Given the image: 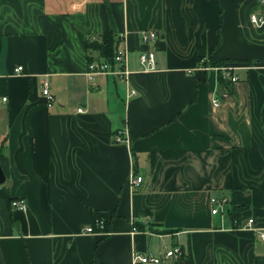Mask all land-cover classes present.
<instances>
[{
	"label": "crops",
	"instance_id": "0c3cea01",
	"mask_svg": "<svg viewBox=\"0 0 264 264\" xmlns=\"http://www.w3.org/2000/svg\"><path fill=\"white\" fill-rule=\"evenodd\" d=\"M252 13L259 0H0V264H132L168 240L184 259L162 264H264V239L243 227L252 218L264 234V25ZM110 29L127 82L87 75L85 41ZM198 57L237 68L230 91ZM215 196L243 206L237 227L210 214ZM93 214L108 235L83 232Z\"/></svg>",
	"mask_w": 264,
	"mask_h": 264
},
{
	"label": "built area",
	"instance_id": "2783aa9c",
	"mask_svg": "<svg viewBox=\"0 0 264 264\" xmlns=\"http://www.w3.org/2000/svg\"><path fill=\"white\" fill-rule=\"evenodd\" d=\"M260 6L264 10V0H259ZM250 23L252 25H255L257 27H261L264 25V13L261 15H256L252 13L250 16ZM158 38L157 33L155 31H144L141 34V41L144 43H152ZM139 65L141 68V71H152L155 68L156 65V59L154 57L153 51H146L141 52L139 55ZM114 63H104V62H98L95 61L94 63H89L87 66V75L89 79H93V77H96V75H113L119 79L120 82H127L128 81V75L129 72L126 68V62L127 57L125 52L117 51V53L114 55ZM203 60L201 61V63ZM204 69H211V68H205ZM216 70H220L221 76L224 80L229 79L232 84H235L237 82V77L233 74L234 71L237 70L235 66L228 65L225 67L215 68ZM22 70V67H17L14 71L15 73H20ZM42 94L47 98V100L51 101L52 96L50 94V91L47 87L46 83H43L42 85ZM136 95V91L134 89L129 90V94L127 98H130L131 96ZM3 101L5 98L2 99ZM214 107L220 106V101L217 99H213L212 101ZM77 112L81 113L82 109H78ZM116 142L121 143L125 142L126 140H123L122 138V132L119 131V133L116 136ZM129 183L131 185H138L142 183L143 176H138L131 174L128 178ZM210 203V214L213 216L218 215L219 217L223 218L224 215H229L228 213V199L225 197H210L209 198ZM11 208L17 209L20 211H26L27 205L25 203V200L22 198H15L10 202ZM233 226L236 223V221H231ZM237 226V225H236ZM244 228H248L254 233L257 234V236L261 239H264V234L261 230H258L256 227H254V220L252 218H249L244 223ZM134 231L135 228H133ZM86 233L90 234H103L108 235L109 231L107 230V220L105 217L95 218L93 222L87 226L84 231ZM184 248L182 245H174L170 249H166L163 252H159L156 254L153 253H140V252H134L132 255V264H162L165 261H174V260H180L184 259Z\"/></svg>",
	"mask_w": 264,
	"mask_h": 264
},
{
	"label": "trees",
	"instance_id": "16d2710c",
	"mask_svg": "<svg viewBox=\"0 0 264 264\" xmlns=\"http://www.w3.org/2000/svg\"><path fill=\"white\" fill-rule=\"evenodd\" d=\"M118 40L116 39V36L114 34V31L112 29L109 30L107 33H102L98 35L97 38H91L89 37L86 41V59L88 63H94L95 61L98 62H104L113 64L114 63V55L117 53V46H118ZM95 56V57H94ZM203 67L205 68H220L225 66L224 63L215 64L212 62V60H204V58H197V63H201ZM218 83L220 87H223L227 89L228 91L232 88V83L229 79L224 80L221 76L220 70H218ZM12 200H9V205ZM244 210L243 206L240 205H233L231 204L228 208L229 218L231 221H236L237 224L234 225V227H237L238 222L240 220L241 212ZM94 219L100 218L97 214H93ZM108 226V224H107ZM174 231H169V233H173ZM93 264H97L96 261L93 259Z\"/></svg>",
	"mask_w": 264,
	"mask_h": 264
},
{
	"label": "water",
	"instance_id": "95a60500",
	"mask_svg": "<svg viewBox=\"0 0 264 264\" xmlns=\"http://www.w3.org/2000/svg\"><path fill=\"white\" fill-rule=\"evenodd\" d=\"M4 182H5V177H4V175L2 173V169L0 167V184H3Z\"/></svg>",
	"mask_w": 264,
	"mask_h": 264
},
{
	"label": "rangeland",
	"instance_id": "374dc122",
	"mask_svg": "<svg viewBox=\"0 0 264 264\" xmlns=\"http://www.w3.org/2000/svg\"><path fill=\"white\" fill-rule=\"evenodd\" d=\"M225 218H227V215L225 216ZM156 244H157V243H156ZM165 244H166L165 248H166V247H170V248L172 247V244L170 243V241H169V240H168V241H166V242H165ZM161 246H162V247H164V245H163V244H161Z\"/></svg>",
	"mask_w": 264,
	"mask_h": 264
}]
</instances>
